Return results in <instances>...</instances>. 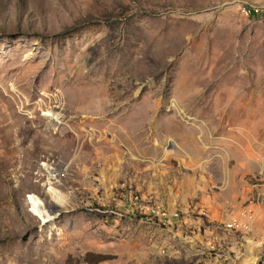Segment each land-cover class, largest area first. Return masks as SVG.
I'll return each instance as SVG.
<instances>
[{"label":"rangeland","instance_id":"374dc122","mask_svg":"<svg viewBox=\"0 0 264 264\" xmlns=\"http://www.w3.org/2000/svg\"><path fill=\"white\" fill-rule=\"evenodd\" d=\"M243 8L264 0H0V264H264Z\"/></svg>","mask_w":264,"mask_h":264},{"label":"bare ground","instance_id":"6f19581e","mask_svg":"<svg viewBox=\"0 0 264 264\" xmlns=\"http://www.w3.org/2000/svg\"><path fill=\"white\" fill-rule=\"evenodd\" d=\"M52 172H54L52 170ZM55 173V172H54ZM56 175V173H55ZM49 195L52 197V199L56 202H58V204H61V199H62V195H60L61 193L53 188H49ZM28 203L32 205V209L34 210V213L36 214V216H38L41 220H43V222L49 223L50 221L53 220V218L50 216V214L48 213V211L46 210L44 203L35 195L29 196L28 197ZM58 205V206H59ZM63 205V203H62ZM246 262H251L253 260H255L253 257H247L246 259H244Z\"/></svg>","mask_w":264,"mask_h":264},{"label":"trees","instance_id":"16d2710c","mask_svg":"<svg viewBox=\"0 0 264 264\" xmlns=\"http://www.w3.org/2000/svg\"><path fill=\"white\" fill-rule=\"evenodd\" d=\"M258 15L252 14L248 19H254L257 18ZM104 258L102 257H90L89 255L84 256L83 262L88 264H99L101 262H104Z\"/></svg>","mask_w":264,"mask_h":264},{"label":"built area","instance_id":"2783aa9c","mask_svg":"<svg viewBox=\"0 0 264 264\" xmlns=\"http://www.w3.org/2000/svg\"><path fill=\"white\" fill-rule=\"evenodd\" d=\"M242 12L246 18H249L252 14H256L258 16L264 15V9L263 10H252L250 8H243Z\"/></svg>","mask_w":264,"mask_h":264}]
</instances>
